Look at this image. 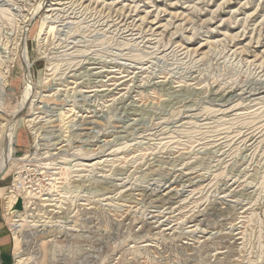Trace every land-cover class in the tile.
Instances as JSON below:
<instances>
[{
	"label": "rangeland",
	"instance_id": "obj_1",
	"mask_svg": "<svg viewBox=\"0 0 264 264\" xmlns=\"http://www.w3.org/2000/svg\"><path fill=\"white\" fill-rule=\"evenodd\" d=\"M0 264H264V0H0Z\"/></svg>",
	"mask_w": 264,
	"mask_h": 264
},
{
	"label": "bare ground",
	"instance_id": "obj_2",
	"mask_svg": "<svg viewBox=\"0 0 264 264\" xmlns=\"http://www.w3.org/2000/svg\"><path fill=\"white\" fill-rule=\"evenodd\" d=\"M144 18V17H143ZM190 19H191V17H190ZM127 27V26H126ZM123 30V29H122ZM155 36V35H154ZM253 37V36H252ZM232 38V37H231ZM204 45V44H203ZM242 53V52H241ZM248 53V52H247ZM46 82V81H45ZM38 142V141H37ZM218 148V147H217Z\"/></svg>",
	"mask_w": 264,
	"mask_h": 264
}]
</instances>
